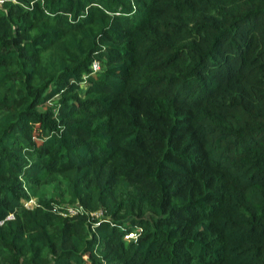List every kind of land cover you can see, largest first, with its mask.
<instances>
[{
  "label": "trees",
  "instance_id": "1",
  "mask_svg": "<svg viewBox=\"0 0 264 264\" xmlns=\"http://www.w3.org/2000/svg\"><path fill=\"white\" fill-rule=\"evenodd\" d=\"M0 264H264V0H2Z\"/></svg>",
  "mask_w": 264,
  "mask_h": 264
},
{
  "label": "rangeland",
  "instance_id": "2",
  "mask_svg": "<svg viewBox=\"0 0 264 264\" xmlns=\"http://www.w3.org/2000/svg\"><path fill=\"white\" fill-rule=\"evenodd\" d=\"M56 182V179L53 178L52 176H49L46 180H45V185H44V189L45 191L48 193L49 191L53 190L52 185ZM34 201L33 200H28L25 202V204L27 205H31ZM75 205L70 206L69 209L70 210H78L80 209L78 203H74ZM104 210L101 208L100 210H97L95 212H91V215H95V216H100L103 215Z\"/></svg>",
  "mask_w": 264,
  "mask_h": 264
},
{
  "label": "built area",
  "instance_id": "3",
  "mask_svg": "<svg viewBox=\"0 0 264 264\" xmlns=\"http://www.w3.org/2000/svg\"><path fill=\"white\" fill-rule=\"evenodd\" d=\"M2 2V0H0V3ZM92 68L94 70H97L99 68V63L97 61H93L92 62ZM128 236H134L133 233H129V234H126L125 237H128Z\"/></svg>",
  "mask_w": 264,
  "mask_h": 264
}]
</instances>
